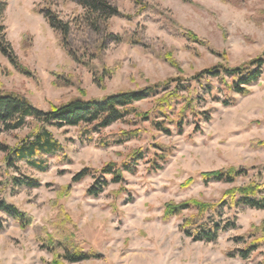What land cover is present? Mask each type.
Segmentation results:
<instances>
[{
	"label": "rangeland",
	"instance_id": "obj_1",
	"mask_svg": "<svg viewBox=\"0 0 264 264\" xmlns=\"http://www.w3.org/2000/svg\"><path fill=\"white\" fill-rule=\"evenodd\" d=\"M107 1L120 14L97 33L75 24L83 10L70 1L0 0V22L16 57L13 63L0 53V92L19 94L48 111L76 99L101 100L173 78L191 79L218 65L238 67L264 55V0ZM48 7L72 22L73 57L40 15ZM249 91L234 94L231 105L223 104L224 93L216 101L202 91L196 112L210 113L211 120L191 116L182 134L174 130L168 136L144 122L158 98L137 103L139 118L103 132L102 137L137 134L121 145L102 147L97 134L89 142L80 128H50L64 153L52 157L44 172L25 163L20 173L9 169L0 152V200L17 207L29 223L21 226L0 213V264H264V210H223L220 221L235 219L237 227L212 243L195 242L181 230L202 207L212 209L232 191L264 185V67ZM29 133H4L0 141L13 148ZM137 152L146 158L136 172L124 173L118 184L108 176L111 183L97 197L90 194L95 178L72 182L87 168L96 175L110 163L121 168ZM154 161L163 168L156 171ZM240 169L247 176L233 185L203 182L205 175ZM21 174L39 187L14 189L11 180ZM184 203L192 208L182 211ZM240 237L247 244L236 242ZM254 240L263 246L250 258L230 256ZM57 241L98 257L69 263L60 257Z\"/></svg>",
	"mask_w": 264,
	"mask_h": 264
},
{
	"label": "trees",
	"instance_id": "obj_2",
	"mask_svg": "<svg viewBox=\"0 0 264 264\" xmlns=\"http://www.w3.org/2000/svg\"><path fill=\"white\" fill-rule=\"evenodd\" d=\"M66 1L75 3L83 10L80 20L74 21L75 24L81 22V24H85L87 28L97 33L102 31V27L106 26L109 20L120 14L107 0ZM40 15L45 18L51 29L60 35L62 47L73 57L74 53L69 42L72 33V22L61 19L51 7L40 11ZM109 36L110 39L114 38L112 34H109ZM0 53L13 63L16 62L14 50L6 39V27L1 22ZM263 67L264 55L238 67L218 65L200 71L191 79L173 78L164 83H158L137 91L109 95L101 100L76 99L58 107H53L48 111L35 107L26 97L19 94L0 92V137L4 133L24 129L30 130V133L13 148L0 141V152L7 155L6 165L9 169H14L20 173L19 165L25 163L31 169L44 172L47 170L52 157L64 153V146L54 136L50 128H80L82 129L80 132L81 137H87L91 142L94 140V134L101 138L103 132L114 124L124 122L135 115L139 118L136 108L137 103L157 98L160 99L158 106L152 114L143 115L144 122H152L155 130L168 136L173 135L174 130L177 134H182L187 125L186 122L191 116H203L207 121L211 120L210 113L198 114L196 112V99L203 94L202 91L212 96L216 101L220 100L218 99L220 93H224L223 104L231 105L236 102V98L233 97L234 94L238 96L249 94V87L262 78ZM215 83L220 86L219 89H216ZM136 137V133L127 132L102 137L97 143L102 147H109L127 143ZM145 158L144 153L137 152L121 168L110 163L98 175H96V171L87 168L76 174L72 182L80 183L88 177L95 178L96 185L90 191V194L97 197L108 188L111 182L120 183L123 180L124 173H135L137 166ZM152 167L158 171L163 168V165L154 161ZM1 171L0 168V175ZM108 176H111V182L108 181ZM246 176L247 172L244 169L235 172H215L205 175L203 182L205 185L211 183L233 185L239 178H245ZM11 181L14 189L39 187L38 181L22 174L20 177H13ZM226 196V199L224 198L218 206L212 209L208 206L202 207L194 220L182 224L181 230L185 236L195 242H216L222 233L237 227L235 219H231L227 223L220 221L223 210H238L240 208L264 210V185L246 186L232 191ZM191 208L190 203H184L181 210ZM209 209L211 210L208 211ZM0 213L16 221L21 226L29 224L24 213L3 200H0ZM177 213L178 211H175V215ZM4 223L3 217L0 216V231L3 230ZM236 240L238 243L247 244L244 237ZM56 244L63 252L60 253V257L69 263L85 262L98 257L93 252L71 250L62 241H57ZM261 246H263L262 243L254 240L246 249L232 252L230 256L248 259Z\"/></svg>",
	"mask_w": 264,
	"mask_h": 264
}]
</instances>
